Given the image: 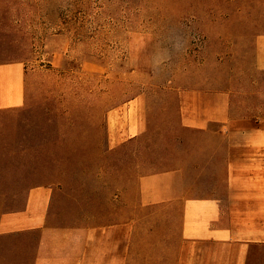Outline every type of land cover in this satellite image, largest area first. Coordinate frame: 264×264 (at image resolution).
<instances>
[{
    "label": "rangeland",
    "instance_id": "rangeland-1",
    "mask_svg": "<svg viewBox=\"0 0 264 264\" xmlns=\"http://www.w3.org/2000/svg\"><path fill=\"white\" fill-rule=\"evenodd\" d=\"M243 2L247 13L241 0H0V94L22 99L0 110L24 111L0 120V215L52 185L60 215L79 202L104 217L114 192L189 150L197 191L220 197L234 239L191 244L181 261L163 215L161 264H264V0ZM188 93L226 97L216 134L179 130Z\"/></svg>",
    "mask_w": 264,
    "mask_h": 264
},
{
    "label": "crops",
    "instance_id": "crops-1",
    "mask_svg": "<svg viewBox=\"0 0 264 264\" xmlns=\"http://www.w3.org/2000/svg\"><path fill=\"white\" fill-rule=\"evenodd\" d=\"M2 72L0 80L8 83ZM19 94H0V108L19 105ZM180 108L179 130L187 133L216 134L211 126L230 119L223 95L188 93ZM137 136L135 133L128 139ZM220 138L224 140V136ZM229 149L227 144V167ZM187 152L191 151H184L175 168L139 177L134 191L129 183L114 192L104 217L95 218L93 210L82 216L83 204L79 202L75 205L81 209L77 216H62L56 207L54 186L30 188L24 207L0 215V264H161V228L167 214L173 215L171 238L175 236L181 261L184 257L188 261L191 244L223 247L233 241V228L225 225L220 197L197 191L203 170L198 171L194 154ZM165 244L172 246V240ZM210 258L206 264L223 260L216 253ZM228 263L241 264L240 257L233 256Z\"/></svg>",
    "mask_w": 264,
    "mask_h": 264
},
{
    "label": "trees",
    "instance_id": "trees-1",
    "mask_svg": "<svg viewBox=\"0 0 264 264\" xmlns=\"http://www.w3.org/2000/svg\"><path fill=\"white\" fill-rule=\"evenodd\" d=\"M243 1H245V0H241V4H240V6H238V9H237L238 10V13H247L248 9H251L252 8L251 6H248V5L246 6V4H244ZM261 10H262L261 16H262V24H263V29H262L261 33L264 34V7ZM9 32H11V30H9ZM6 45L9 46L7 43H6ZM0 56H3V54H2L1 51H0ZM15 60H21V58H16ZM1 61H3V60L0 59V62ZM23 113H24V111H22V110H12V111H9V110H7V111L0 110V120L2 118L8 119L15 126V125H17V123L19 122V120H22ZM10 134L13 135V136L14 135L15 136L16 135H20L16 127L10 132ZM0 135H4V134L1 133V131H0ZM11 152L12 151H8V153H11ZM255 248H257V246L252 247V249H255ZM249 254H251V253H249Z\"/></svg>",
    "mask_w": 264,
    "mask_h": 264
}]
</instances>
